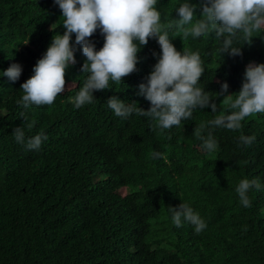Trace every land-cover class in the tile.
<instances>
[{"label": "trees", "instance_id": "1", "mask_svg": "<svg viewBox=\"0 0 264 264\" xmlns=\"http://www.w3.org/2000/svg\"><path fill=\"white\" fill-rule=\"evenodd\" d=\"M185 2L198 0H158L162 23L179 18L175 9ZM61 16L54 0H0V264H264V114L247 117L235 131L209 125L202 135L211 131L217 141L211 153L194 133L199 123L229 112L224 95L217 96L222 84L238 92L247 65L264 63V31L251 45L238 35L234 46H243L242 55L233 57L222 54L214 31L183 43L169 30L177 50L199 52L205 68L199 86L217 112L196 108L179 127L157 134L150 118L118 117L107 105L117 96L150 108L139 85L161 54L156 38L141 47L136 72L76 109L70 97L88 74L73 34L76 63L66 90L50 106L17 104L53 36L66 31ZM91 41L99 50L104 37L97 30ZM13 63L22 66L16 81L3 76ZM25 118L35 120L26 138L47 136L39 150H26L12 134ZM242 134L255 140L241 146ZM245 178L261 184L249 191L248 208L235 191ZM182 200L204 220L199 234L186 221L172 223L170 207Z\"/></svg>", "mask_w": 264, "mask_h": 264}, {"label": "clouds", "instance_id": "2", "mask_svg": "<svg viewBox=\"0 0 264 264\" xmlns=\"http://www.w3.org/2000/svg\"><path fill=\"white\" fill-rule=\"evenodd\" d=\"M54 3L62 12V25L66 31L53 36L46 52L35 64L33 75L21 85L23 95L17 104L25 108L50 106L66 90L68 69L76 63L73 34L75 44L82 45V54L86 57L81 71L88 74L78 93L70 97L76 109L92 103L95 91L109 89L110 83L120 85L125 77L136 72L141 47L147 45L150 38H156L161 54L147 82L139 85V94L150 102V108L145 110L137 107L135 102L126 103L117 96H111L107 105L118 117L128 118L135 113L150 118L153 131L159 130L157 134L179 127L182 121L192 117L196 108L210 106L212 112H217L213 97L199 86L205 72L199 52L185 45L183 51L177 50L169 38V30L179 32L183 43L189 36L199 38L214 31L216 37L222 39V54L233 57L242 55L244 45L252 44L254 33L264 31V0L185 2L175 9L179 18L166 24L162 23L158 0H54ZM198 9L201 14L196 18ZM97 30L104 37L99 50L91 41ZM238 35L244 41L241 47L234 46ZM21 74L19 63L3 70V76L11 81L18 80ZM244 75L238 92L229 93V85L224 82L222 91L217 93V96L224 95L222 103L229 112L199 123L194 130L203 141V148L210 153L216 151L218 145L211 131L206 137L202 135L209 125L235 131L241 129V122L247 117L264 114V63H249ZM34 126L35 120L29 122L25 118V124L12 132L16 142L29 151L39 150L42 142L47 140L43 131L26 138L25 128L31 130ZM254 140L255 136L242 134L239 144L251 145ZM151 155L157 158L160 154L154 152ZM253 188L261 189L259 180L245 178L235 189L240 204L245 208L252 206L249 191ZM170 211L172 223L177 227L182 226V220L193 225L197 234L206 227L199 213L183 200L178 207H170Z\"/></svg>", "mask_w": 264, "mask_h": 264}]
</instances>
